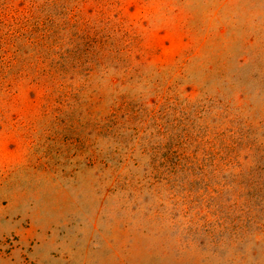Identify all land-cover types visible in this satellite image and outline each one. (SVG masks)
Segmentation results:
<instances>
[{
	"label": "rangeland",
	"instance_id": "rangeland-1",
	"mask_svg": "<svg viewBox=\"0 0 264 264\" xmlns=\"http://www.w3.org/2000/svg\"><path fill=\"white\" fill-rule=\"evenodd\" d=\"M0 264H264V0H0Z\"/></svg>",
	"mask_w": 264,
	"mask_h": 264
}]
</instances>
